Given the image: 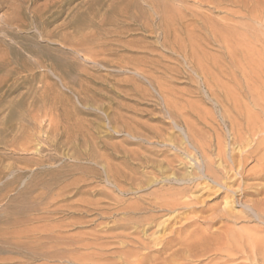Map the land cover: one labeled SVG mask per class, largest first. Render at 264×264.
<instances>
[{"label": "rangeland", "instance_id": "1", "mask_svg": "<svg viewBox=\"0 0 264 264\" xmlns=\"http://www.w3.org/2000/svg\"><path fill=\"white\" fill-rule=\"evenodd\" d=\"M263 105L264 0H0V264H172L149 204L219 148L256 175Z\"/></svg>", "mask_w": 264, "mask_h": 264}, {"label": "bare ground", "instance_id": "2", "mask_svg": "<svg viewBox=\"0 0 264 264\" xmlns=\"http://www.w3.org/2000/svg\"><path fill=\"white\" fill-rule=\"evenodd\" d=\"M262 112L264 120V105ZM263 140L264 133L258 137L259 144ZM194 148L203 151L200 147ZM260 151H264L263 146ZM224 152L219 148L222 167L210 163L205 164L204 168L200 167L195 176H173L174 180L183 186L181 189L174 191L171 187H166L173 179L166 178L160 190H166L169 197L149 204L160 211L177 213L168 223H164L161 231L170 232L164 239H160L157 249L159 253L172 251L169 256V259H173L172 264L200 263L204 257H212L206 264H264V154L260 157L258 173L249 175L246 174L245 159L247 156L255 158L254 150L241 151L240 160L237 153H232L230 162ZM250 180L254 182H249ZM193 192L200 194L194 197L191 195ZM205 195L212 197L209 198L210 201L216 200V206L223 201L225 205L211 214L210 227L206 228L207 230L195 229L189 232L186 227L190 224V213L204 210L194 203L207 202L201 199ZM236 207L240 210H236ZM159 216L161 215L154 214L152 221L158 223L156 219ZM183 219L186 220L182 222ZM178 222L181 224L177 225ZM240 222L245 224L239 228L233 226V223ZM214 225L218 226L215 228ZM169 259L165 262L170 261ZM179 259L182 262L176 263L175 260Z\"/></svg>", "mask_w": 264, "mask_h": 264}]
</instances>
